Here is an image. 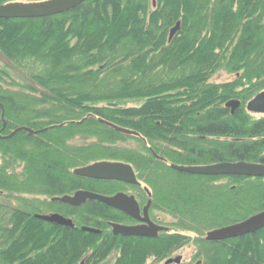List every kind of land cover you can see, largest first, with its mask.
<instances>
[{"label":"trees","instance_id":"16d2710c","mask_svg":"<svg viewBox=\"0 0 264 264\" xmlns=\"http://www.w3.org/2000/svg\"><path fill=\"white\" fill-rule=\"evenodd\" d=\"M153 7L150 0H87L53 17L0 19V52L10 64L0 69L1 135L42 131L0 138V264H156L190 244L204 264H264V228L205 239L264 211V179L172 168L264 165V117L246 108L264 91V0H156ZM12 69L29 83L14 82ZM222 69L237 77L211 83ZM233 100L241 106L231 114ZM106 161L133 167L151 192L152 219L172 231L115 236L110 224L130 217L96 200L52 202L78 191H125L74 174ZM45 213L75 228L36 217Z\"/></svg>","mask_w":264,"mask_h":264},{"label":"water","instance_id":"95a60500","mask_svg":"<svg viewBox=\"0 0 264 264\" xmlns=\"http://www.w3.org/2000/svg\"><path fill=\"white\" fill-rule=\"evenodd\" d=\"M87 0H46L36 3H23L15 2L8 3L0 7V19H38L47 18L67 13L76 7L80 6ZM155 5V1H154ZM181 28V23L171 30L169 41H172ZM241 103L233 100L226 104V108L231 109L234 114L239 109ZM2 110H4L1 105ZM247 110L254 114H264V92L257 95L247 106ZM4 119V111L3 117ZM85 119L84 121H86ZM82 121V122H84ZM76 123V124H81ZM103 124L115 129L126 135L141 137L138 133L118 127L112 123L104 120H100ZM6 123L4 122V127ZM19 130L27 131L30 135L39 134L42 131H34L29 128H20L14 131L11 135L4 137V139L12 138ZM172 168L179 172L188 173L197 176H237V177H248V178H264V165L251 164L245 162L237 163H221L210 166H196V167H185L175 166ZM74 174L91 180L98 181H116L122 182L129 185L141 186L139 183L135 171L131 165L119 162H98L83 168L76 169ZM96 200L100 203L107 205L108 207L115 209L131 219L140 222L137 226H126L121 224H111L112 233L115 236L122 237H141V238H157L159 233L166 231L167 228L158 226L153 223L149 216V210L151 207V201L148 205L141 210L134 196H129L124 193H119L115 196H104L87 191H78L73 195L56 197L52 199V202H58L64 205L72 207H79L88 201ZM38 219L60 225L68 228H75V225L71 219L65 218L59 214H48V215H37ZM264 228V211L260 212L251 218L245 220L242 223L225 227L222 229L214 230L208 233L207 241H225L230 239L240 238L246 235L255 234L256 232ZM83 231L88 233L100 234L101 231L84 227ZM181 257L170 259L166 264L180 263ZM200 264V263H198Z\"/></svg>","mask_w":264,"mask_h":264},{"label":"rangeland","instance_id":"374dc122","mask_svg":"<svg viewBox=\"0 0 264 264\" xmlns=\"http://www.w3.org/2000/svg\"><path fill=\"white\" fill-rule=\"evenodd\" d=\"M153 1L154 0H150V4H153ZM17 2L36 3V2H41V1H36V0H18ZM97 27L101 28V25H98ZM21 42L26 44L24 39ZM8 66L10 67V64L8 63L6 58L0 52V69H6ZM6 70H8V69H6ZM10 72L16 79V81H14V82H17V83H23V82L24 83H29L28 82L29 79L26 77L25 74H21V72H18V71L13 70V69L10 70ZM236 77H237L236 75L231 74L226 69H222V70H219L215 76H213V78L211 80V83L223 84V83H227V82H232V81H234V79ZM7 80H8V82H6V83H7V85L9 84L8 87H10V80L9 79H7ZM0 83H1V81H0ZM255 118L259 119V118H262V117H255ZM0 164H1V162H0ZM145 203H146V201H144L142 204L144 205ZM158 214H160V213H158ZM45 215H48V214L45 213ZM162 220L165 221V222H171V218L170 217H165L164 215H162ZM191 235H192L193 239H195L197 237L194 234H191ZM205 237H206V235H205ZM196 254H198V247L195 244H190L189 246L184 247L182 250L176 252V254H174L172 257L173 258L181 257L182 258V263L181 264H197L201 259L197 258ZM165 262L166 261H163L161 263H156V264H165ZM149 264H153L152 261H150Z\"/></svg>","mask_w":264,"mask_h":264},{"label":"flooded vegetation","instance_id":"af4514ba","mask_svg":"<svg viewBox=\"0 0 264 264\" xmlns=\"http://www.w3.org/2000/svg\"><path fill=\"white\" fill-rule=\"evenodd\" d=\"M18 0H15V1H13V2H8V3H15V2H17ZM8 3H4L3 2V0H0V7L1 6H3V5H6V4H8ZM231 110V109H230ZM250 113V112H249ZM231 114H232V111H231ZM250 115H252V116H254V117H264V114H254V113H250ZM124 187H125V191H121V192H123V193H125V194H127V195H129V196H134L135 198H136V200H137V202H138V204L140 205V207H141V210L143 211L144 210V208L148 205V203L151 201V207H152V199H151V194H149L147 191H145L146 192V194H140V193H135L134 191H133V189L131 188V187H129L128 185H124ZM141 189V188H140ZM144 190H145V188H144ZM144 201H146V203L143 205L142 203L144 202ZM151 207H150V210H149V216H150V219H151V221L153 222V223H155L156 225H158V226H162V227H165V228H167V230L166 231H162V232H170L171 231V228H169V227H167V226H163V225H160V224H158L156 221H154L153 219H152V217H151ZM131 222L129 223V224H127L128 226H137V225H139L140 224V222H138V221H136V220H134V219H131L130 220ZM162 232H160V233H162ZM210 232V231H209ZM208 232V233H209ZM160 233H159V235H160ZM208 233L206 234V237H207V235H208ZM158 235V236H159ZM206 237H205V239H206ZM208 242H213V241H208ZM218 242H222V241H218ZM218 242H214V243H218ZM176 254V253H175ZM197 255V254H196ZM178 258V257H177ZM171 259H175V258H171ZM170 260V259H169ZM150 261H152V259H150L149 260V262ZM168 261V260H167ZM166 261V262H167ZM148 262V263H149ZM166 262H165V264H166ZM182 263V259H181V262L180 263H178V264H181ZM198 263H200V264H204V261L201 259ZM197 263V264H198ZM172 264H177V263H172Z\"/></svg>","mask_w":264,"mask_h":264},{"label":"bare ground","instance_id":"6f19581e","mask_svg":"<svg viewBox=\"0 0 264 264\" xmlns=\"http://www.w3.org/2000/svg\"><path fill=\"white\" fill-rule=\"evenodd\" d=\"M3 111H4V119L2 118L3 117ZM1 118H2V121H3V127H2V129H1V131H0V138H2V139H4V137L1 135L2 134V132L5 130V128H6V126L4 127V122L6 123V121H5V110H2V115H1ZM6 125H7V123H6ZM46 130H48V129H46ZM16 131V130H15ZM14 132V131H13ZM12 132V133H13ZM11 133V134H12ZM10 134V135H11ZM7 137V136H6ZM106 162H108V161H106ZM252 164V163H251ZM261 165V164H260ZM219 177H227V176H219ZM248 178V177H247ZM138 179V178H137ZM264 179V178H263ZM138 181H139V179H138ZM108 182H116V181H108ZM116 183H119V184H123V185H128L129 187H137L138 189H143L144 190V188H145V191H147L149 194H151V192H150V190H149V188L145 185V184H143L141 181H139V183L141 184V186H134V185H129V184H126V183H122V182H116ZM133 191L135 192V193H139V192H137V191H135L134 189H133ZM119 193H123V192H118V193H116V194H114V195H117V194H119ZM125 194V193H124ZM114 195H112V196H114ZM251 218V217H250ZM249 219V218H248ZM245 221V220H244ZM244 221H242V222H244ZM242 222H239V223H242ZM239 223H236V224H239ZM111 224H113V223H111ZM111 224H110V226H111ZM236 224H232V225H229V226H233V225H236ZM229 226H225V227H229ZM225 227H222V228H225ZM222 228H218V229H222ZM218 229H214V230H218ZM214 230H212V231H214ZM211 232V231H210Z\"/></svg>","mask_w":264,"mask_h":264}]
</instances>
